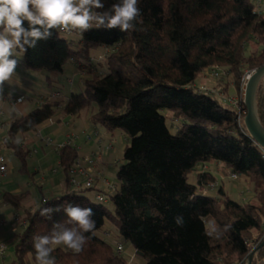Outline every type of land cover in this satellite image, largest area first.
Instances as JSON below:
<instances>
[{"label":"trees","instance_id":"obj_1","mask_svg":"<svg viewBox=\"0 0 264 264\" xmlns=\"http://www.w3.org/2000/svg\"><path fill=\"white\" fill-rule=\"evenodd\" d=\"M104 2L107 8L114 0ZM258 6L255 0H138L135 30L92 28L81 33L76 44L66 33L59 38L53 30L49 40L28 48L27 68L49 72H63L72 60L91 66L94 49L110 50L107 70L88 74L84 88L72 92L66 103L48 99L6 122L7 147L19 159L20 172L31 179L35 175L29 163L32 148L22 144L20 135L59 114L92 107L95 125L122 130L130 142L117 170V191L109 201L97 200L94 188L71 184L69 174L80 151L74 143L62 146L65 189L46 201L42 198L35 209L25 208L17 264H37L33 237L49 234L56 222L65 223L67 203L90 207L95 227L84 233L86 243L79 253L54 246L56 264L135 263L98 234L108 219L123 242L133 243L140 264L249 263V243L258 246L264 240V148L249 134L239 109L224 92L233 84L242 94L246 68L264 65V3L262 9ZM213 64L223 66L233 78L221 81V94L197 86ZM258 108L264 124L262 87ZM167 109L184 121L175 133L164 113ZM212 159L230 173L248 176L257 200L235 198L223 185L218 193L208 192L216 180L210 170L191 182L189 174ZM29 194L4 190L3 198L20 210ZM45 207L61 210L48 218L40 215ZM178 216L182 226L176 223ZM263 259L264 247L253 264Z\"/></svg>","mask_w":264,"mask_h":264},{"label":"crops","instance_id":"obj_2","mask_svg":"<svg viewBox=\"0 0 264 264\" xmlns=\"http://www.w3.org/2000/svg\"><path fill=\"white\" fill-rule=\"evenodd\" d=\"M103 47L105 48L100 52L92 51L94 62L91 66L88 63L80 66L79 62L72 60L66 65L63 72L29 69L25 65L24 54H22V58L18 62L16 74L13 77L14 80L20 82L22 88L17 87L14 95L17 97L25 95V98L19 102L7 99L9 86L6 84L4 92L0 93V110H2L0 118L7 122L15 116L25 115L32 109L41 106L48 99H58L63 102L62 104L66 103L70 95L64 94L62 88L56 87V85H61L68 80L72 86L79 82V88H83L85 77L88 74L103 70L102 66L106 63L110 50L108 46ZM206 80H209V78ZM57 91L61 92V96H55L54 93ZM4 134L5 130L0 129V137ZM113 134L117 135L118 130ZM48 135H52L57 141H64L66 138L75 137L72 142L79 148V158L88 156L95 150H99L102 145L113 144L111 150L102 154L97 164V171L115 178L111 174L115 165L113 156L116 154L117 149L116 144H114L116 139L110 138L109 132L95 125L90 119V114H85L84 110L76 114H59L55 118L42 122L37 129L20 135L23 141L26 140L27 145L32 148L29 163L31 169L35 171L33 179L27 173L19 171V159L7 147V144L4 145V152L10 166V171L7 173L0 172V220L4 221L0 228V236L7 243L6 251L0 253V264H17L16 247L19 235L26 227V221L23 218L25 208L35 209L42 204L43 196L48 195L50 197L61 194L65 189V175L61 167L59 153L47 146L44 141ZM126 137H123L124 140L127 139ZM81 138L83 141L79 143ZM122 162L123 160L121 159L120 163ZM208 162H214L217 168L224 173L222 163L214 159L202 163L203 170H210L215 175L213 168L207 164ZM215 177L217 178L216 175ZM97 188H103L101 182H99ZM4 190L12 192L29 191L30 194L25 198L23 208L19 210L11 202L3 198ZM260 264H264V259Z\"/></svg>","mask_w":264,"mask_h":264},{"label":"clouds","instance_id":"obj_3","mask_svg":"<svg viewBox=\"0 0 264 264\" xmlns=\"http://www.w3.org/2000/svg\"><path fill=\"white\" fill-rule=\"evenodd\" d=\"M139 15L138 0H114L107 8L104 0H0V93L6 84L9 96L14 95L17 87L22 88L13 79L22 54L35 48L39 41L49 40L53 30L59 38L60 33H84L92 28L128 32L136 29ZM60 210L45 207L40 215L51 218L54 211ZM63 211L68 218L65 223L56 222L49 234L33 237L37 264H56L51 253L57 245L79 253L86 243L84 233L95 227L90 207L67 203ZM176 223L182 226L183 218L176 217Z\"/></svg>","mask_w":264,"mask_h":264},{"label":"rangeland","instance_id":"obj_4","mask_svg":"<svg viewBox=\"0 0 264 264\" xmlns=\"http://www.w3.org/2000/svg\"><path fill=\"white\" fill-rule=\"evenodd\" d=\"M65 33L67 34L68 37H70L71 39H73L75 41V44L79 42V39L81 37L80 32L74 31V32H65ZM252 46H253V48H255V45H252ZM104 48L105 47L101 46L99 48L94 49L93 52H95V51L100 52ZM107 68H108V64L106 61V63L102 66V69H103V71H106ZM247 70H250V69L246 68V71ZM207 78L208 77H206L203 74V76L201 75L198 78L197 82L206 84L209 87V89L214 91L215 93H218L219 91L224 92V89L222 88L223 84H221V81L228 80L230 82L233 80L232 76L229 74V72L227 70H225V73H223L219 78H214V79L211 78V79L205 81V79H207ZM205 82H207V83H205ZM79 86H80L79 82L75 83V85L72 86V84L68 80H67V82H65L61 85H59V84L56 85V87L62 88L64 94H67V95H71L72 91H81L84 88V85L82 86L83 88H79ZM72 87H74V88H72ZM242 88H243V86H242ZM73 89H75V90H73ZM243 91L245 92V89H243ZM238 93H239V91L237 90V88L233 84L231 86H229V92L228 93L224 92L226 97L236 95ZM63 101H65V100H63ZM82 110H84L85 114H90V116L93 113L92 107H85ZM246 112H247V110L244 112V114H246ZM164 113H165V115H167V121H168L169 127L175 133L178 130V127L181 126L184 123V121L182 119H175L173 116V113L170 109L164 110ZM98 126L102 130H106L107 132H109L110 138L116 139L114 144H116L117 149H116V154H114V156H113V161L115 162V165H114V169L112 170L111 175L115 176V179L118 182L119 180L117 177V170H118V167L120 165V160L121 159L124 160L125 148H126L127 144L130 142V139L122 130H118V134L114 135L113 134L114 132L108 131L106 129V127H104L102 125H98ZM120 132H123V133H120ZM125 136H127L126 140H124V138H123ZM82 141H83V139L81 138L79 140V143H82ZM95 151H97V150H95ZM207 164H209V166L211 168H213V171L215 172V175L217 176L215 182L212 183V186H210L211 189L208 190V192L210 191L212 193H214V192L218 193L219 186L223 185L231 193V195L235 198H242V199H246V200L256 199V194L254 192L253 183L251 182V180L248 176L241 175L237 178L232 179L230 177L231 173L229 171H226L223 168L224 169V173H223L220 169L217 168V165L214 162L213 163L208 162ZM201 171H203V164H200L197 167V169L193 170L189 174L190 181L193 183H197L198 174ZM110 203L111 202H107V205L111 206ZM98 234L100 236L104 237L105 239L111 241L115 246H116V243L119 240H121L118 229L109 219L107 220L105 227L102 230H100L98 232ZM124 245H125V249L122 253L130 261L135 262L133 264H140L136 261L135 247H134L133 243L130 241H127V242H124Z\"/></svg>","mask_w":264,"mask_h":264},{"label":"built area","instance_id":"obj_5","mask_svg":"<svg viewBox=\"0 0 264 264\" xmlns=\"http://www.w3.org/2000/svg\"><path fill=\"white\" fill-rule=\"evenodd\" d=\"M258 3V10L262 9V4L264 3V0H255ZM254 70H247L243 76V83H242V90L246 89L247 82L251 75L253 74ZM223 73H225V68L221 66L220 64H213L210 67L206 68L204 71V75L208 77L209 79L211 78H219ZM197 86L200 90L204 91H212L209 89V87L204 84V83H197ZM221 94V91L218 92ZM55 96L59 97L61 96V92L57 91L54 93ZM23 97L25 98V95L22 96H9L7 94V99L12 100V101H22L19 98ZM244 97H245V92L243 91L242 94H236L227 97V100L235 105L240 112V119L243 120L242 114L246 111V108L243 107L242 102H244ZM0 113H2V110H0ZM0 129L5 130V134L0 137V172L1 173H7L10 171V166L7 161L6 154L4 152V145L7 144L8 142V128L6 126V122L3 121L0 118ZM75 139V137H69L66 138L64 141H57L55 137L52 135H48L45 138V144L54 150H56L58 153L60 152V149L62 146H64L66 143H74L72 142ZM22 144L24 146L27 145L26 140L22 141ZM113 147V144H106L102 145V147L91 153L88 156H84L82 158H79L78 160L75 161V163L72 166V169L69 174V179L71 184L74 187H90L95 189V198L99 201H109L111 194L117 191L118 188V182L116 181L115 178L110 177L109 175L106 174H101L100 172L97 171V164L98 161L100 160L101 156L103 153H107L108 150H111ZM56 170V169H55ZM240 175L237 174L236 172H232L230 177L237 178ZM99 182L102 183L103 188L98 189V184ZM49 199L48 195L43 196V200L46 201ZM4 221L0 220V228L3 225ZM257 245L254 242L249 243V253L256 247ZM7 248V243L1 238L0 236V253H4ZM116 249L119 252H123L125 249L124 242L122 240H119L116 243Z\"/></svg>","mask_w":264,"mask_h":264},{"label":"water","instance_id":"obj_6","mask_svg":"<svg viewBox=\"0 0 264 264\" xmlns=\"http://www.w3.org/2000/svg\"><path fill=\"white\" fill-rule=\"evenodd\" d=\"M261 87L264 93V65L255 69L247 82L245 91L247 113L244 118L249 134L264 148V124L258 108V92ZM263 247L264 240L251 251L248 264H253L257 251Z\"/></svg>","mask_w":264,"mask_h":264},{"label":"bare ground","instance_id":"obj_7","mask_svg":"<svg viewBox=\"0 0 264 264\" xmlns=\"http://www.w3.org/2000/svg\"><path fill=\"white\" fill-rule=\"evenodd\" d=\"M245 91H246V89H245ZM244 102H245V97H244ZM245 108H246V106H245ZM246 110H247V108H246ZM247 113V112H246ZM244 114V113H243ZM243 118H245V114H244V117ZM244 121H245V119H244Z\"/></svg>","mask_w":264,"mask_h":264}]
</instances>
